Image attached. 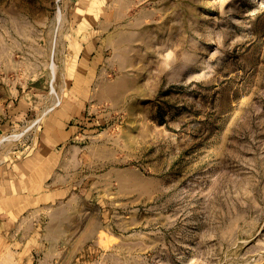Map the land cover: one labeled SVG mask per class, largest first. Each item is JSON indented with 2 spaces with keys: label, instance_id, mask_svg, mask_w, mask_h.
Segmentation results:
<instances>
[{
  "label": "rangeland",
  "instance_id": "374dc122",
  "mask_svg": "<svg viewBox=\"0 0 264 264\" xmlns=\"http://www.w3.org/2000/svg\"><path fill=\"white\" fill-rule=\"evenodd\" d=\"M107 1L0 0V159L74 85L126 78L83 109L117 170L97 205L60 247L0 238V264H264V0H119L100 29Z\"/></svg>",
  "mask_w": 264,
  "mask_h": 264
},
{
  "label": "crops",
  "instance_id": "0c3cea01",
  "mask_svg": "<svg viewBox=\"0 0 264 264\" xmlns=\"http://www.w3.org/2000/svg\"><path fill=\"white\" fill-rule=\"evenodd\" d=\"M105 4L106 12L103 16L99 12L95 19L100 29L108 25L107 21L111 24L119 10L124 12L122 1L109 0ZM93 12L98 10L94 7ZM116 34L108 31L101 37V30L99 34L93 29L90 37L98 43L103 38L108 47ZM95 67L100 72L119 68L115 61ZM125 80V76L109 80L93 74L87 96L83 94L86 85H74L72 94L63 100L67 99V104L60 111L42 114L26 143L0 159V238L29 236L41 246L60 247L68 231L77 229L82 212L84 216L97 205L95 198L110 183L111 172L117 170L110 144L92 141V130L85 126L90 118L83 115V109L86 103L115 101L113 88L122 86Z\"/></svg>",
  "mask_w": 264,
  "mask_h": 264
},
{
  "label": "bare ground",
  "instance_id": "6f19581e",
  "mask_svg": "<svg viewBox=\"0 0 264 264\" xmlns=\"http://www.w3.org/2000/svg\"><path fill=\"white\" fill-rule=\"evenodd\" d=\"M38 120V119H37ZM37 120H35L34 121V123L37 121ZM20 134H15V135H12V137H17V136H19ZM9 136H6V137H3L1 140H3V139H6V138H8Z\"/></svg>",
  "mask_w": 264,
  "mask_h": 264
}]
</instances>
